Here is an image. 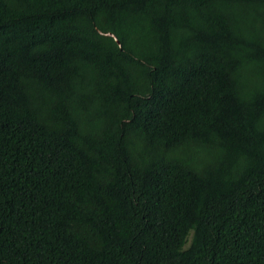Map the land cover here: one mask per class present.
<instances>
[{
	"label": "trees",
	"instance_id": "16d2710c",
	"mask_svg": "<svg viewBox=\"0 0 264 264\" xmlns=\"http://www.w3.org/2000/svg\"><path fill=\"white\" fill-rule=\"evenodd\" d=\"M0 264H264V0H0Z\"/></svg>",
	"mask_w": 264,
	"mask_h": 264
}]
</instances>
